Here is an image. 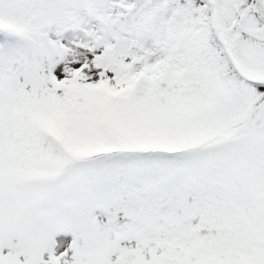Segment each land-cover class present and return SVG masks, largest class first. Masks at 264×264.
I'll return each mask as SVG.
<instances>
[{
  "label": "snow or ice",
  "instance_id": "6c2138e0",
  "mask_svg": "<svg viewBox=\"0 0 264 264\" xmlns=\"http://www.w3.org/2000/svg\"><path fill=\"white\" fill-rule=\"evenodd\" d=\"M0 264H264V0H0Z\"/></svg>",
  "mask_w": 264,
  "mask_h": 264
}]
</instances>
